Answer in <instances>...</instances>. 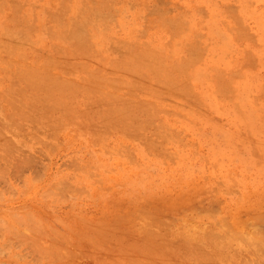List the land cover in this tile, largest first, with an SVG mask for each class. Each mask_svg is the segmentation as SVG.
<instances>
[{
	"label": "rangeland",
	"instance_id": "obj_1",
	"mask_svg": "<svg viewBox=\"0 0 264 264\" xmlns=\"http://www.w3.org/2000/svg\"><path fill=\"white\" fill-rule=\"evenodd\" d=\"M0 146V264H264V0H0Z\"/></svg>",
	"mask_w": 264,
	"mask_h": 264
},
{
	"label": "bare ground",
	"instance_id": "obj_2",
	"mask_svg": "<svg viewBox=\"0 0 264 264\" xmlns=\"http://www.w3.org/2000/svg\"><path fill=\"white\" fill-rule=\"evenodd\" d=\"M38 77V76H37ZM64 91V90H63ZM8 103V102H7ZM20 115V114H19ZM15 116V115H14ZM23 116V115H22ZM24 118V117H23ZM36 121V120H35ZM2 132V131H1ZM2 141V140H1ZM4 141V140H3ZM1 147V146H0ZM8 153V152H7ZM21 163V162H20ZM11 226V225H10ZM8 232V231H7ZM30 233V232H29ZM6 235V234H5ZM12 235V234H11ZM32 239V238H31ZM253 243V242H252ZM258 243V242H257ZM251 245V244H250ZM258 245V244H257ZM208 249V248H207Z\"/></svg>",
	"mask_w": 264,
	"mask_h": 264
}]
</instances>
